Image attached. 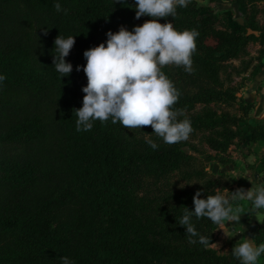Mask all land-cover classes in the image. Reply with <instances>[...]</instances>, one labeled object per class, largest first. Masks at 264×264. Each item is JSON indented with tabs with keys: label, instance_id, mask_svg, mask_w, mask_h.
Returning <instances> with one entry per match:
<instances>
[{
	"label": "trees",
	"instance_id": "obj_1",
	"mask_svg": "<svg viewBox=\"0 0 264 264\" xmlns=\"http://www.w3.org/2000/svg\"><path fill=\"white\" fill-rule=\"evenodd\" d=\"M235 1L245 8L262 0ZM56 2L67 14L55 10ZM190 2L177 7L175 18L160 20L180 31L199 32L194 71L162 69L181 93L174 107L190 110L198 100L234 103L236 94L227 91L223 99L205 83L217 82L220 60L236 55L249 38L264 42V32L247 34L248 28L259 29L243 24L216 28L211 8ZM148 18H135L131 0H0V74L7 77L0 84V264H61L62 256L74 264H240L209 244H190L186 229L178 224L184 208L163 211L169 224L163 231L170 241H156L143 217L139 185L148 173L161 177L176 169L186 156L180 144L153 150L111 118L93 121L90 131H76L74 109L82 107L87 85L84 51L106 43L109 30L115 33L123 25L131 31ZM59 34L76 41L65 58L73 71L65 77L53 66ZM199 85L201 95L194 93V99L183 94L184 87ZM210 111L204 113L213 120L210 128L227 123ZM255 129L249 127L251 141ZM260 132L264 139V125ZM222 147L227 150L228 144ZM189 201L193 199L180 203ZM201 221L205 227H199ZM192 223L212 241L216 225L195 216ZM251 237L257 245L264 242V216Z\"/></svg>",
	"mask_w": 264,
	"mask_h": 264
},
{
	"label": "clouds",
	"instance_id": "obj_2",
	"mask_svg": "<svg viewBox=\"0 0 264 264\" xmlns=\"http://www.w3.org/2000/svg\"><path fill=\"white\" fill-rule=\"evenodd\" d=\"M189 3L190 0H135V18L151 19L131 31L123 25L115 33L109 30L106 43L84 51L86 65L82 67L87 85L82 88L85 93L82 107L74 109L77 132L90 131L93 121L103 123L111 118L113 124L119 122L126 129L150 126L152 134L169 145L188 140L193 131L191 121L184 110L174 107L181 93L162 69L169 65L182 66L191 74L199 32L195 29L180 31L172 22L161 23L160 20L175 18L177 7H187ZM53 7L67 14L60 3H54ZM75 42L74 36L64 38L60 34L54 40L53 66L61 77L73 71V65L65 58ZM80 70L81 66H77L76 71ZM6 78L0 74V84ZM146 134V143L157 150L158 144L150 138L151 134ZM201 197L202 191H196L194 210L183 206L184 213L178 224L186 229L190 244L199 242L207 246L209 238L197 232L192 217H206L220 229L226 223H239L243 209L235 202L250 201L253 212L264 209V183L232 192L216 187L214 195ZM231 251L240 264H257L264 254V242L257 245L254 238L243 237ZM60 261L74 264L66 256L60 257Z\"/></svg>",
	"mask_w": 264,
	"mask_h": 264
},
{
	"label": "rangeland",
	"instance_id": "obj_3",
	"mask_svg": "<svg viewBox=\"0 0 264 264\" xmlns=\"http://www.w3.org/2000/svg\"><path fill=\"white\" fill-rule=\"evenodd\" d=\"M257 2L259 3L253 5L249 4L251 7H248V9L243 12L245 17L243 26H256L259 29L257 30L259 35L260 32H264V0ZM131 3L135 6V0H131ZM196 3L199 4L198 2ZM189 4H191V2ZM229 17H231L229 14L224 15L215 12L216 19L214 21V27L221 29L230 26L236 27L237 24H239L237 20ZM149 19H151V17H149L148 20ZM229 49H233L232 46H230ZM221 54L223 53L219 52L217 55ZM263 55L264 42L259 38H249L241 42L237 48L236 55L230 57L226 56L224 59L220 60L218 65V78L216 79L217 82L212 81L205 84L208 87H213L215 93H221L220 95L223 99H226L227 95L225 93L231 92L235 94L236 89L233 86L232 80L238 79L242 72H247L245 66H249L248 71L251 74ZM174 66L175 65H169L166 67L172 68ZM201 89H203V85L193 88L184 87L183 94L186 93L190 99H194L196 94L201 95ZM216 101L217 102H213L212 100H209V102H199L198 100L195 102L193 108L184 110L185 116L190 119L191 123L202 125L200 127H192L193 131L188 140L178 143L186 154L185 158L180 159L179 166L176 169H172L161 177H156L154 174L148 173L138 187L137 198L142 202L141 213L153 228L155 239L158 242H163L166 239L170 241L171 237L165 236L166 232L163 231V229L169 226L166 222V217L163 216L164 210H177L184 208L183 206L185 205L194 207L193 201H189V203L186 204H182L180 201L182 202L185 198L188 200L189 198L193 199L195 192L198 190L202 191L201 198H206L207 195L215 194L216 187L226 188L228 186L229 181L227 176H218V174L214 173L210 168L213 162H227L231 160L233 153L229 151L230 145H238L240 143L245 146L248 145V147L249 145H253L251 146L253 151L258 148V145H264L262 132H260V128L264 125V122L256 127L253 141H246L240 127L247 116H245V113L241 116L242 118L237 116L241 111H245L244 107L238 101L234 103L232 101H227L226 103L224 100ZM205 110H211L210 112L214 117H220L218 118L220 121L227 119V123L218 128H210L209 124L213 120L211 117L204 115ZM183 118L184 117H181V119ZM146 133L151 134L150 138L155 141L158 146L168 147L174 145L166 144L161 138L152 134L153 129L150 126L141 129H128V135L140 141H146ZM231 135L234 136L231 138ZM216 143L219 144L220 149H215L214 145L217 146ZM227 144L228 149L223 150L222 146ZM254 145L257 146L254 147ZM180 186L184 187L181 188ZM210 224L213 225L214 223L211 222ZM199 225L200 228L201 226L205 227L202 221ZM212 242L213 239L209 242V247L217 251V253H226L233 256L231 248H226L228 250H225L223 246H220L222 245L220 242H215L213 243L214 245ZM159 264L170 263L161 262Z\"/></svg>",
	"mask_w": 264,
	"mask_h": 264
},
{
	"label": "crops",
	"instance_id": "obj_4",
	"mask_svg": "<svg viewBox=\"0 0 264 264\" xmlns=\"http://www.w3.org/2000/svg\"><path fill=\"white\" fill-rule=\"evenodd\" d=\"M195 1L199 3V6L211 8L214 13L229 14L231 16L229 18L235 20L242 18L243 21L245 20L243 12L251 7L247 5L245 8H240L235 0H216L213 3H210V0ZM245 69L247 72H242L238 79L232 80V83L236 89V101H242L248 106L237 116L241 117L244 113L247 116L240 129L246 141H250L249 127H257L264 122V55L259 59L257 67L251 74L248 71L249 66H245ZM251 146L248 147L241 143L230 145L229 151L233 153L231 160L211 163L210 169L214 173L218 176H227L229 184L226 188L230 192L237 188L250 189L252 186L264 183V145H258L255 151ZM235 204L243 209L240 222L226 223L223 229L217 225L213 230L212 244L220 242L222 244L220 246H223L225 250H228L226 248L232 249L243 237L252 238L251 233L261 224L264 216V209L252 211L250 201H236ZM257 264H264V259L260 257Z\"/></svg>",
	"mask_w": 264,
	"mask_h": 264
},
{
	"label": "water",
	"instance_id": "obj_5",
	"mask_svg": "<svg viewBox=\"0 0 264 264\" xmlns=\"http://www.w3.org/2000/svg\"><path fill=\"white\" fill-rule=\"evenodd\" d=\"M237 21H238V23H239L240 25L243 24V19H242V18H238ZM247 34L258 35V32H257L256 30H252V29H249V28H248V29H247Z\"/></svg>",
	"mask_w": 264,
	"mask_h": 264
}]
</instances>
